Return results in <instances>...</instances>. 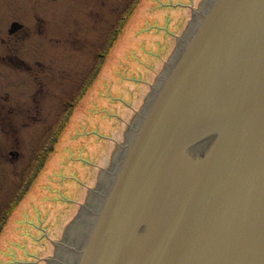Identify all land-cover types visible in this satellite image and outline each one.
<instances>
[{
  "label": "water",
  "instance_id": "water-1",
  "mask_svg": "<svg viewBox=\"0 0 264 264\" xmlns=\"http://www.w3.org/2000/svg\"><path fill=\"white\" fill-rule=\"evenodd\" d=\"M53 243L46 264H264V0L192 8Z\"/></svg>",
  "mask_w": 264,
  "mask_h": 264
},
{
  "label": "rangeland",
  "instance_id": "rangeland-1",
  "mask_svg": "<svg viewBox=\"0 0 264 264\" xmlns=\"http://www.w3.org/2000/svg\"><path fill=\"white\" fill-rule=\"evenodd\" d=\"M201 1L0 0V102L37 116L18 145L4 133L0 264H46Z\"/></svg>",
  "mask_w": 264,
  "mask_h": 264
},
{
  "label": "flooded vegetation",
  "instance_id": "flooded-vegetation-1",
  "mask_svg": "<svg viewBox=\"0 0 264 264\" xmlns=\"http://www.w3.org/2000/svg\"><path fill=\"white\" fill-rule=\"evenodd\" d=\"M52 14H54V16H55V11L54 10H52V12H51ZM39 18H40V16H38ZM14 22H18V20H12L10 23H9V28H8V32H9V35H8V37H16V40L17 41H21V40H19V39H24L25 38V36L23 35V36H19V30L20 29H22V30H25V32H27V30L26 29H24L23 27H24V25L22 24V23H20V24H22V26L17 30V31H14L13 33L12 32H10V30H11V28H12V24L14 23ZM51 22H54V23H56V21H51ZM54 27L55 26H52L51 27V29L54 31ZM67 27V26H66ZM43 29V28H42ZM49 32V31H48ZM22 33V32H21ZM50 33V32H49ZM53 33H55V31L53 32ZM68 33H70V32H68ZM23 34V33H22ZM55 35V34H54ZM51 38L52 39H57V38H55V36L54 37H52L51 36ZM2 40H4V39H2ZM48 40V42H50L51 40L50 39H47ZM16 51H17V49H16ZM13 58H15L16 60H18L19 62H21V64H23V63H25V60L22 58V57H20L19 55H18V53L16 52L15 54H13V56H12ZM17 57V58H16ZM36 62H41L40 61V59L39 60H36ZM44 71V70H43ZM42 71V73H43V76L45 77V76H51L52 74V71H50V70H48V71H44L43 72ZM7 108V109H6ZM37 109L36 110H38L39 109V107H36ZM6 109V110H5ZM21 112V113H20ZM25 112V110L24 109H22L21 111L20 110H17V113H15L14 112V110H13V107L12 106H8V103L4 100V98H3V102H0V115L2 114V116H1V118H0V121H1V123L0 124H2V127L3 128H1V125H0V132L2 133V135H1V133H0V153L2 152V153H4V150H5V148L4 147H7V145H6V142L9 140V139H6V136L4 135V133L5 134H7V135H9V134H11L12 135V142L16 145V143H17V145L20 143V138L18 137L20 134V128H19V124H21L22 126L23 125H26V124H28V121H30V120H32L33 122H36L37 120H36V115H33V114H27V119L29 118V120L28 121H22V115H26V113H24ZM27 112L29 113V112H31V110H30V108H28L27 109ZM22 114L21 115V117L20 116H17V114ZM19 117H20V119H21V122H20V120H19ZM18 126V127H17ZM9 154H11V156H15L16 158H19V154H20V151H19V149L18 148H16V149H14V148H10L9 150Z\"/></svg>",
  "mask_w": 264,
  "mask_h": 264
},
{
  "label": "trees",
  "instance_id": "trees-1",
  "mask_svg": "<svg viewBox=\"0 0 264 264\" xmlns=\"http://www.w3.org/2000/svg\"><path fill=\"white\" fill-rule=\"evenodd\" d=\"M65 124H66V123H65ZM65 124H64V125H65ZM62 127H63V126H62ZM61 130H62V128H61ZM61 130H60V131H61Z\"/></svg>",
  "mask_w": 264,
  "mask_h": 264
},
{
  "label": "crops",
  "instance_id": "crops-1",
  "mask_svg": "<svg viewBox=\"0 0 264 264\" xmlns=\"http://www.w3.org/2000/svg\"><path fill=\"white\" fill-rule=\"evenodd\" d=\"M117 146V145H116Z\"/></svg>",
  "mask_w": 264,
  "mask_h": 264
}]
</instances>
